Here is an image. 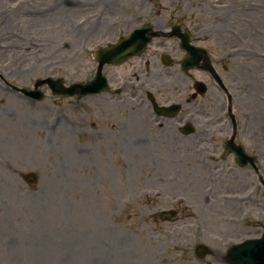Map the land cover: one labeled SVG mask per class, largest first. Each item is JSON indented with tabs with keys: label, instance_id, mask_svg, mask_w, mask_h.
Returning a JSON list of instances; mask_svg holds the SVG:
<instances>
[{
	"label": "rangeland",
	"instance_id": "obj_1",
	"mask_svg": "<svg viewBox=\"0 0 264 264\" xmlns=\"http://www.w3.org/2000/svg\"><path fill=\"white\" fill-rule=\"evenodd\" d=\"M55 1L0 0V74L6 81L26 89L47 77L83 82L95 69L92 53L124 38L129 24L153 30L186 27L232 85L237 140L256 158L264 178V0ZM97 20L104 29L91 28ZM174 53L183 58L178 49ZM146 60L107 67L105 75L115 86ZM178 63L172 68L178 70ZM177 73L153 79L162 83L154 90L157 100L177 99L170 85L179 78L187 96L193 80L204 81L210 92L195 106L206 109L190 138L204 131L222 144L225 132L220 138L213 117L219 118L223 95L216 99L214 86L198 70ZM40 91L42 100L26 103L15 92L0 90V264H226L230 239L258 237L263 231L264 194L255 175L236 167L218 142L200 145L219 158L203 171L198 163L191 167L200 177L194 181L210 191L195 197L181 190L180 180L187 155L182 147L193 144L157 138L163 129L154 126L143 101L124 105L128 95L114 101L102 92L71 107L73 98L49 96L45 86ZM135 109L139 126L119 142L112 135L120 134L116 127ZM60 112H67L75 129L60 124L51 132L44 126ZM189 164L194 162L189 159ZM28 173L36 175L34 183L22 179ZM226 191L238 200L223 203ZM169 209L176 215L164 222L160 212ZM196 245L206 246L210 255L196 257Z\"/></svg>",
	"mask_w": 264,
	"mask_h": 264
},
{
	"label": "water",
	"instance_id": "obj_2",
	"mask_svg": "<svg viewBox=\"0 0 264 264\" xmlns=\"http://www.w3.org/2000/svg\"><path fill=\"white\" fill-rule=\"evenodd\" d=\"M153 35V34H152ZM149 40V38L147 36H145L143 34V32H136L133 34L132 38L130 40H128V42L126 44H120L115 48L112 49H108V50H98V52L96 53V57L97 60L99 62L98 64V68H97V74H96V78L94 81L96 80H103L102 76H101V70L102 67L104 66L105 63H120L123 60H125L126 58H128V55L132 54V53H139L144 44ZM127 46V47H126ZM126 47V49H124ZM186 49L190 52L191 56H190V65L196 64L199 62L200 56H197L195 54L196 49L194 48H190L188 45H185ZM92 81L91 83H88L86 85H81V84H75L72 85L68 90H65V88H63V90H61L60 93H68L71 94L73 93L74 90H79L78 95H82L88 92H95L97 90V88H92V86L95 84V82ZM43 82H38V84H41ZM52 83V82H51ZM54 84V83H53ZM53 84H50L51 87H54ZM228 149L233 150L239 157V161L241 163H246L247 161H252L250 158L246 157L241 148L238 146H235L233 141H231L230 143L227 144ZM264 186V183H263ZM247 264H251L250 262H248Z\"/></svg>",
	"mask_w": 264,
	"mask_h": 264
},
{
	"label": "bare ground",
	"instance_id": "obj_3",
	"mask_svg": "<svg viewBox=\"0 0 264 264\" xmlns=\"http://www.w3.org/2000/svg\"><path fill=\"white\" fill-rule=\"evenodd\" d=\"M55 2H57V0H56ZM93 21H96V20H93ZM98 25H100L101 28L104 29L103 25H101L100 21H98V20H97V22L92 23V27H91V28L96 29V27H97ZM185 153H186V152H185ZM186 154H187V153H186ZM189 156H190L189 154L185 155V157H189ZM192 158H193V159H197L198 157H196L195 155H192ZM185 160H189V158H187V159L185 158ZM182 162H184V161H182ZM180 167L185 168L184 166H180ZM179 179H180V178H179ZM181 179L183 180V185H184V187H185L187 190H193V189L189 186V181H188V178H187V174H186V172L183 171L182 176H181ZM181 179H180V180H181ZM196 191H197V190H196ZM196 191L193 192V196H195V197H199V196H198V192H196Z\"/></svg>",
	"mask_w": 264,
	"mask_h": 264
}]
</instances>
